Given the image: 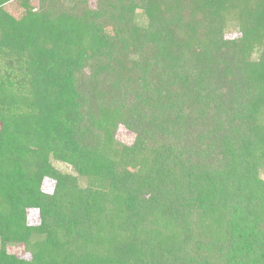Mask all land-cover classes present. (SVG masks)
I'll use <instances>...</instances> for the list:
<instances>
[{
	"label": "trees",
	"instance_id": "16d2710c",
	"mask_svg": "<svg viewBox=\"0 0 264 264\" xmlns=\"http://www.w3.org/2000/svg\"><path fill=\"white\" fill-rule=\"evenodd\" d=\"M262 175L264 0H0V264H264Z\"/></svg>",
	"mask_w": 264,
	"mask_h": 264
},
{
	"label": "rangeland",
	"instance_id": "374dc122",
	"mask_svg": "<svg viewBox=\"0 0 264 264\" xmlns=\"http://www.w3.org/2000/svg\"><path fill=\"white\" fill-rule=\"evenodd\" d=\"M236 35H238L237 30L231 29L228 31L227 36L228 37H235ZM118 140L122 143H130L132 140V135L130 133H128L125 129H120L119 133H118ZM54 166L59 169L60 171L64 172V173H69L72 174L73 173V169L71 166L67 165V164H63V163H59V162H54ZM264 176V175H262ZM53 189V182L51 180H46L44 182L43 185V190L46 193H50ZM29 224L30 225H36L39 222V212L36 210H31L29 211ZM12 252L20 255L23 253V248L21 247H15L14 249H12Z\"/></svg>",
	"mask_w": 264,
	"mask_h": 264
}]
</instances>
